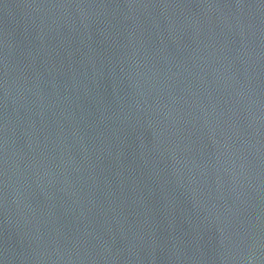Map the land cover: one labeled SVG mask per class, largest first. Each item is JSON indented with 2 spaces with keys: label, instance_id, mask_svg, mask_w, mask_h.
Returning a JSON list of instances; mask_svg holds the SVG:
<instances>
[{
  "label": "water",
  "instance_id": "95a60500",
  "mask_svg": "<svg viewBox=\"0 0 264 264\" xmlns=\"http://www.w3.org/2000/svg\"><path fill=\"white\" fill-rule=\"evenodd\" d=\"M0 264H90L54 165L1 56Z\"/></svg>",
  "mask_w": 264,
  "mask_h": 264
}]
</instances>
